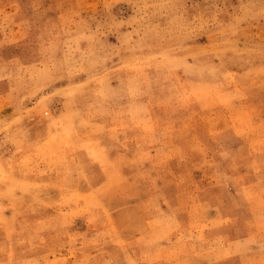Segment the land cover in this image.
<instances>
[{
  "label": "rangeland",
  "instance_id": "1",
  "mask_svg": "<svg viewBox=\"0 0 264 264\" xmlns=\"http://www.w3.org/2000/svg\"><path fill=\"white\" fill-rule=\"evenodd\" d=\"M0 264H264V0H0Z\"/></svg>",
  "mask_w": 264,
  "mask_h": 264
}]
</instances>
